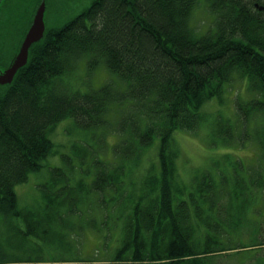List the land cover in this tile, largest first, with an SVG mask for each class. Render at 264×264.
Wrapping results in <instances>:
<instances>
[{"label": "trees", "instance_id": "16d2710c", "mask_svg": "<svg viewBox=\"0 0 264 264\" xmlns=\"http://www.w3.org/2000/svg\"><path fill=\"white\" fill-rule=\"evenodd\" d=\"M201 2L214 20L197 31L191 14ZM8 44L0 28V51ZM16 52L0 53L4 69ZM100 70L107 77L95 85L89 78ZM5 85L0 220L7 231L15 232L8 225L19 217L25 222L22 240L50 236L65 248L66 217L82 204L88 211L109 212L103 224L110 219L120 225L107 264H223L219 255L264 248V148L256 167L238 162L237 168L225 156L215 173L201 171L186 187L178 178L172 141L175 132L196 133L207 123L204 107L213 100L232 116L220 111L209 124L212 147L244 146L250 124L264 134V0H94L63 26L46 29ZM64 121L79 132L76 142L81 136L92 140L91 134L96 139L87 148L72 146V157H62L68 167L56 168L39 187L37 210L18 208L15 187L52 155V132ZM111 136L119 140L110 157L89 153ZM155 140L159 169L135 183L132 167ZM223 161L231 163V171H222L230 169ZM5 243L9 252L0 245V264L21 258L24 264L79 261L47 257L42 245Z\"/></svg>", "mask_w": 264, "mask_h": 264}, {"label": "rangeland", "instance_id": "374dc122", "mask_svg": "<svg viewBox=\"0 0 264 264\" xmlns=\"http://www.w3.org/2000/svg\"><path fill=\"white\" fill-rule=\"evenodd\" d=\"M40 1V4L44 6L42 15L44 29H49L51 27L63 26L66 22L73 19L77 14L87 8L94 0H1L0 28L3 37L9 39V44L5 45L6 47L8 46L7 51L3 48L0 53L9 54V51H16V49H18L22 33L29 27V23L39 7L37 5H39ZM213 20L214 18L209 14L203 2L199 3L191 14V23L197 31L210 28L213 24ZM3 69V61L0 54V73L3 72ZM78 70L81 72L82 76H86L83 67ZM106 77V72L100 70L94 73L89 78V81L98 85L103 83ZM240 84L242 83L238 82V87L242 86ZM5 86L6 85L0 84V95L4 92ZM80 88H82V86ZM236 88L237 85H235V88L230 94L233 93ZM225 97H227L226 94ZM222 108L226 109L225 106L219 107L215 100L210 101V103L204 107L208 122L202 124L196 133L177 131L172 135L173 145L175 149H177V158L175 161L176 171L180 181L187 184L186 187H189L194 176L199 175L197 173L201 171H209L212 174L215 173L218 170V165L222 163V158L225 156L228 157L231 162L236 160L237 168L238 162L242 164V167L246 168L256 165L259 161L261 147L264 148V134L259 126L254 127L250 124L245 130V134L243 133L242 135L243 140H245L244 146L240 147L236 144L231 146H211L212 139L210 135L213 130L209 129V124L215 121L220 111L224 117L232 116V112L229 111L230 113H227L225 110H222ZM58 125L59 126L52 132V137L50 138L51 141L54 142L52 155L41 161L40 164L42 168L39 172L29 174L28 180L25 183L15 187L17 206L20 209L27 211L37 210L38 206L41 205L42 197L39 187L50 180L56 168H62L66 171L68 167L62 157H67V154L72 157V146L82 144V147L87 148V143L93 142L96 139L95 134H91V136L94 137L92 140L86 141L87 138L81 136L76 142L75 135L79 132L76 131L72 121L71 123L64 121ZM235 136L237 137V134ZM239 136L240 128H238V138ZM103 140L105 143L103 146H95L94 149H89V153L94 151V154H96L97 151L101 154V157L104 155L110 157L111 148L119 139L116 136H111ZM82 141H84V143H81ZM158 144V140H155L154 143L140 155L138 158L139 162L132 167L130 174L131 179L135 181V183L147 172L153 169H155V172L158 171ZM89 153L87 159H89ZM223 162L224 165L230 167V169H222V171H231V163ZM72 163H76L73 158ZM73 173L74 172H70L69 176L71 177ZM74 177H77L76 172L74 173ZM78 178L79 176L76 179ZM94 198L93 196L92 201ZM82 208L83 206L80 204L78 213H70L66 217L73 230L70 229V226L64 229L68 234L66 239H63L65 248H61L58 244V240L52 239L50 236H47L46 239L27 236V241L22 240L25 231V222L19 219V217L14 218L8 225L10 229L14 227L15 232L7 231L6 224L4 221L2 222L0 220V245L3 246L7 252H9V248L5 241H8L14 246H25L26 248L30 245H42L46 248V256L50 258H78L79 261L77 263L74 261V263L71 264H107L106 261L111 257L116 242H119L117 236L119 235L120 225L119 223L113 224L110 219L107 220L108 222L106 224H103L102 216L109 212L100 213L98 210L88 211ZM111 215L115 216L113 213H111ZM120 215L118 214L117 216ZM257 221H261V217L257 216ZM259 224L262 223H254L257 227ZM96 228H100L101 231L99 232ZM263 228L264 226L261 227V231L264 230ZM254 231H257V229ZM72 232L73 234L70 235ZM69 246L70 251L67 250ZM259 249L261 250L259 253L247 255L243 252L237 255V257L235 256L237 252H229L219 256L223 264H264V248L261 247L258 248V250ZM8 254L10 255V253ZM13 254L20 258L29 256V253L15 252ZM24 259L25 258L19 259L18 263L24 264L26 262Z\"/></svg>", "mask_w": 264, "mask_h": 264}, {"label": "water", "instance_id": "95a60500", "mask_svg": "<svg viewBox=\"0 0 264 264\" xmlns=\"http://www.w3.org/2000/svg\"><path fill=\"white\" fill-rule=\"evenodd\" d=\"M43 9V4H40L36 10L32 24L25 34L19 51L13 59V62L8 66L7 69H5L3 73H1L0 84L5 85L12 80L16 72L26 64L30 46L42 38L44 33L42 19Z\"/></svg>", "mask_w": 264, "mask_h": 264}]
</instances>
